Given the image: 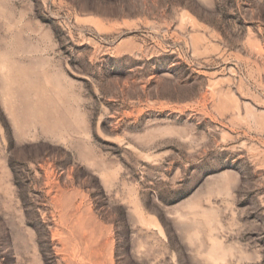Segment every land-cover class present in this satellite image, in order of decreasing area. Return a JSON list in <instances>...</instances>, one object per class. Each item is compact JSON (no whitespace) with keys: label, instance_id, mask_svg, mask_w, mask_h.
<instances>
[{"label":"rangeland","instance_id":"1","mask_svg":"<svg viewBox=\"0 0 264 264\" xmlns=\"http://www.w3.org/2000/svg\"><path fill=\"white\" fill-rule=\"evenodd\" d=\"M0 264H264V0H0Z\"/></svg>","mask_w":264,"mask_h":264}]
</instances>
